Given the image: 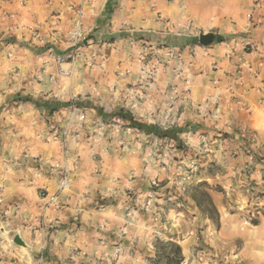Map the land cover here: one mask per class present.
<instances>
[{"label": "crops", "instance_id": "1", "mask_svg": "<svg viewBox=\"0 0 264 264\" xmlns=\"http://www.w3.org/2000/svg\"><path fill=\"white\" fill-rule=\"evenodd\" d=\"M256 1L85 0L83 26L88 45L74 61L58 63L56 55L70 52L69 33L81 0H0V51L3 56L8 53L11 57L7 58L10 62L7 67L0 61V84H3L0 98L32 95L50 99L68 95L70 100L88 92H99L105 98H111V94L129 96L131 93V99H135L137 90H128L125 86L137 82L141 67L146 66L141 60V51L158 47L161 51L158 55L160 62L157 64L155 57L150 62H155L157 71L166 78L169 75L170 79L164 81L165 87L170 82H182L190 88L188 93H183L184 85L180 84L177 89L179 95L190 96L191 104L185 102L187 105H181L180 110L177 104H182L181 98L174 102V107L171 104L167 106L164 101L156 104L161 114L165 115L160 116L161 119L169 118L172 113L176 115L172 119H178V123L169 121L173 125H169L168 129L183 127L189 118L192 127L210 133L208 138L224 132L226 138L212 140V145L221 141V150L218 155H208V161H215L217 156L222 162V169L211 179L232 187L234 194L252 189L264 197V45L260 44L264 40V10H254ZM253 10L254 27L250 26L249 21ZM245 35L262 50L243 52ZM202 36L206 37L203 42ZM171 51L173 53L168 55ZM164 62H168V65ZM81 65L84 66L79 70ZM175 67L177 70H174ZM61 71L68 74L64 75ZM65 78L71 79L68 87ZM113 86H117L116 91ZM4 87L7 90L2 93ZM165 93L167 97L171 96L170 92L164 90L158 98L166 97ZM61 107L64 105L58 109ZM27 111L31 115L25 117L23 114ZM35 114L33 106L12 105L3 108L0 114L3 145L0 158L1 166L4 165L5 169L25 161L18 157L25 156L24 152L29 156L47 155L52 147L47 140H50L54 122ZM149 125L161 128L156 123ZM133 129L139 130L136 127ZM34 146L39 147L35 149ZM81 157L83 171L92 173L94 168L103 171V160L97 163L92 154L84 152ZM29 163L26 168L32 169L30 165L34 163ZM27 174L31 181V173ZM111 176L109 172L90 176L88 190L91 201L97 200L100 190H106L105 184L120 195L119 188L122 187L114 184L121 182ZM0 184L3 186L2 207L9 206L12 200L21 199L16 184L11 187V182L6 179L0 180ZM83 187L85 190V185ZM27 189L26 193L29 192L31 196L38 194L33 186ZM82 192L75 191L66 199L61 194L57 207L46 210L44 224L53 222L56 225L52 235L54 240L48 239L47 234L42 237L49 244L47 253L71 251L79 245L81 235L85 236L84 243L88 244V230L92 229L94 223L93 219H85L86 214L96 215L97 226L119 225L105 217L107 210L116 208L115 205L100 209L97 205L87 204ZM12 194L16 197L13 198ZM244 194L243 198L250 197ZM39 200L35 204L43 210L41 205L45 199ZM42 233L37 230L38 236H42ZM243 240L241 253L248 258H256V253L261 252L254 243L264 242V236Z\"/></svg>", "mask_w": 264, "mask_h": 264}, {"label": "rangeland", "instance_id": "2", "mask_svg": "<svg viewBox=\"0 0 264 264\" xmlns=\"http://www.w3.org/2000/svg\"><path fill=\"white\" fill-rule=\"evenodd\" d=\"M257 8L264 10V0L255 2L254 10ZM254 10L249 17L252 27L256 26ZM244 38L243 52L262 50L249 36ZM87 40L81 44L83 49L88 45ZM260 44L264 45V40ZM144 46L146 48V44ZM155 49L141 51L140 55H145V60H141L146 66L141 67L140 80L125 86V89L137 90L135 99H131V93L129 96L111 94V98H105L99 92H88L70 100L68 95L50 99L32 95L0 98V114L6 106H33L36 116H42L44 120L50 118L48 122H54L50 140H47L52 147L47 155L29 156L24 152L25 156L18 157L25 161L6 169L1 166L0 158V180H9L11 187L16 184L21 198L12 200L11 207H2L0 202V264H171L167 256L173 251L172 244L182 248L184 261L181 264H264V242L254 243L261 252L256 253V258H248L241 253L243 238L264 236V197L250 189L244 192L250 197L243 198L244 193L234 194L232 187L211 179L222 169V162L217 156L215 161H208V155H218L221 150V141L212 145V140H222L226 134L218 132L222 135L208 138L210 133L207 130L192 127L187 118L182 131L178 130L180 127L176 128L177 139L159 137L156 133L148 136V131L135 130L130 121L120 117L122 110L133 112L140 122L146 125L156 123L160 129L167 130L169 125H173L169 121L178 123V119H172L176 117L173 113L169 118L166 116L168 120L161 119L165 115L161 114L156 104L164 101L167 106L171 104L174 107V102L180 98L182 104H177L179 110L185 102L191 104L190 96H181L177 90L181 84L184 85L183 93L190 92L184 81V84L170 82L165 87L164 81L169 75L166 78L157 71L161 51L158 47ZM170 53L173 52L168 55ZM0 56L4 67L9 66L10 55L6 53L3 56L0 51ZM154 57L157 64L150 62ZM149 63L153 66L150 67ZM164 63L168 65V62ZM70 78H65L67 87L71 85ZM2 86L0 84V88ZM6 90L4 87L1 92ZM113 90L116 91L117 86H113ZM164 90L171 96L167 97L165 93L166 97L158 98ZM153 97H156L154 102ZM23 115L28 117L31 114L27 111ZM65 138L68 154L62 143ZM2 147L0 138V152ZM38 147L34 146L35 149ZM83 152L92 154L97 163L103 160V171H96L95 168L92 173L83 171ZM29 162L34 163L30 165L32 169L26 168ZM67 172L70 185L60 191V180ZM102 172H109L114 180H120V184L114 185L122 187L119 188L121 193H115L105 184L106 190H100L97 200L91 201L88 190L90 176ZM27 173H31V181ZM32 186L38 192L36 196L26 193V189ZM2 188L0 184V200ZM80 190L87 204L97 205L100 209L115 205L116 208L107 210L105 217L119 225L97 226L96 215H93L94 221L92 215L86 214L85 219H93L94 223L88 230L89 243L85 244V236L81 235L79 245L71 251L47 253L49 244L42 237L47 234L48 239L54 240L52 235L56 225L53 222L44 224L45 212L48 208H56L59 200L55 204H47L49 198L45 196L63 194L66 199ZM207 194L216 206L218 216L208 212ZM12 197L16 196L12 194ZM40 198L45 199L41 205L43 210L35 204ZM38 229L43 232L42 236H38Z\"/></svg>", "mask_w": 264, "mask_h": 264}, {"label": "built area", "instance_id": "3", "mask_svg": "<svg viewBox=\"0 0 264 264\" xmlns=\"http://www.w3.org/2000/svg\"><path fill=\"white\" fill-rule=\"evenodd\" d=\"M85 0H81L80 6L76 9V15L73 23V27L69 33V41L71 43L70 52L63 55H56L55 60L58 63H63L65 61H74L78 55L82 53L83 46L81 45L84 40L87 39V35L83 26V16H84V7L83 2ZM141 59L145 60V55H141ZM65 72V71H61ZM65 74H68V72H65ZM64 144V147H66V153L68 154V141L66 138L62 142ZM70 185V179L68 172L64 174V176L61 178L59 183V189L60 191H64L67 189V187ZM59 195H47L45 198H49V201L47 204H55L58 202ZM258 210V209H257ZM259 215L261 212H257ZM253 216L255 217V213H253ZM257 218V217H256ZM251 220H253L251 218Z\"/></svg>", "mask_w": 264, "mask_h": 264}, {"label": "trees", "instance_id": "4", "mask_svg": "<svg viewBox=\"0 0 264 264\" xmlns=\"http://www.w3.org/2000/svg\"><path fill=\"white\" fill-rule=\"evenodd\" d=\"M119 115L124 120L130 121V124L133 127H136L143 131H148L150 133H156V135H158L159 137H169V138L177 139V136L175 135V131L177 129L162 130V129L157 128L156 126L146 125L145 123L137 121L135 117L132 115V113L126 112L123 110L119 113ZM178 130L182 131L181 128H178ZM207 199H208L209 206H210V209H208V212H211L218 216L219 213L217 211V208L212 202V199L209 194H207ZM172 247H173V251L172 253L168 254L167 259L170 261L171 264H181L184 261V255L182 253L181 246L172 244Z\"/></svg>", "mask_w": 264, "mask_h": 264}, {"label": "water", "instance_id": "5", "mask_svg": "<svg viewBox=\"0 0 264 264\" xmlns=\"http://www.w3.org/2000/svg\"><path fill=\"white\" fill-rule=\"evenodd\" d=\"M207 37H208V36H207ZM203 38H206V37H203V36H202V39H201V40H202V42H203ZM206 40H207V39H206Z\"/></svg>", "mask_w": 264, "mask_h": 264}]
</instances>
